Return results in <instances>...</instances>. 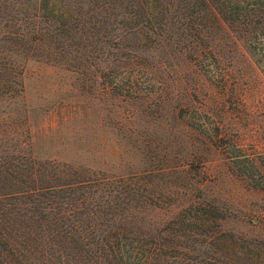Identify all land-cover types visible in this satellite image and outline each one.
Returning <instances> with one entry per match:
<instances>
[{
	"label": "rangeland",
	"instance_id": "rangeland-1",
	"mask_svg": "<svg viewBox=\"0 0 264 264\" xmlns=\"http://www.w3.org/2000/svg\"><path fill=\"white\" fill-rule=\"evenodd\" d=\"M62 4L79 22L72 41L59 36L28 57L3 45L13 70L1 77L0 160L34 159L31 170L45 173L40 182L25 167H0V195L49 175L64 193L99 195L100 209L114 210L111 225L172 237L184 261L260 264L264 76L247 43L219 21L198 37L176 24L161 45L151 34L140 44L111 21L99 28L86 1ZM125 74L148 92L112 96Z\"/></svg>",
	"mask_w": 264,
	"mask_h": 264
},
{
	"label": "trees",
	"instance_id": "trees-1",
	"mask_svg": "<svg viewBox=\"0 0 264 264\" xmlns=\"http://www.w3.org/2000/svg\"><path fill=\"white\" fill-rule=\"evenodd\" d=\"M84 1L101 17L95 21L99 28H107L111 21L113 29L133 34L139 43L140 39L142 43L147 39L144 35L151 34L154 36L151 43L161 45L167 31L173 32L176 24L186 32L193 30V36L198 37L211 26H222V21L247 43L264 76V0ZM74 22L62 0H0V87L4 84L3 73L11 75L13 70L8 65L9 59L2 55L3 45L12 44L18 54L27 57L30 53L25 51L44 52L60 41L59 36L72 41L74 28L79 25ZM84 45L82 50L86 49ZM129 46L128 41L125 47ZM127 60L133 63L132 58ZM146 84L126 75L112 85L109 93L121 100L140 99L148 92ZM0 115L4 116L2 109ZM132 116L129 111L121 118ZM20 148L21 141L16 143L15 152L21 153ZM5 159L0 160L5 172L8 166L11 172L25 167L31 171L33 181L41 182V173L45 172L32 171L29 166L34 164V159L16 163ZM47 176L45 184L0 195V264H195L184 261V252L179 251L180 245L172 237L167 239L156 231L144 233L139 227L126 229L123 225H111L108 216L114 210L100 209L99 195L94 192L86 197L76 193V189L64 193L60 190L62 185L53 184ZM74 182L71 185L79 181ZM81 185L79 182L83 189ZM6 217L16 223H8ZM259 261L264 263V258ZM224 264L230 263L224 259Z\"/></svg>",
	"mask_w": 264,
	"mask_h": 264
}]
</instances>
